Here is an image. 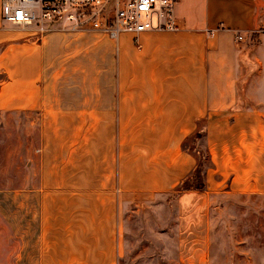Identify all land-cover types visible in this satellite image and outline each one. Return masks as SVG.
Instances as JSON below:
<instances>
[{
  "label": "crops",
  "instance_id": "obj_1",
  "mask_svg": "<svg viewBox=\"0 0 264 264\" xmlns=\"http://www.w3.org/2000/svg\"><path fill=\"white\" fill-rule=\"evenodd\" d=\"M174 15L175 31L115 40L35 39L0 20V114L37 125L35 167L8 191V214L0 201V264H116L119 205L176 190L201 121L206 188L181 191L178 213L206 214L208 192L264 194V40L247 39L264 0H179Z\"/></svg>",
  "mask_w": 264,
  "mask_h": 264
},
{
  "label": "rangeland",
  "instance_id": "obj_2",
  "mask_svg": "<svg viewBox=\"0 0 264 264\" xmlns=\"http://www.w3.org/2000/svg\"><path fill=\"white\" fill-rule=\"evenodd\" d=\"M259 34L264 40L262 29ZM77 47L73 54L81 52ZM60 61L62 65L65 59ZM36 144L33 115L0 114V207L6 214L10 208L8 191L23 188L26 167H35ZM199 144L197 150L204 156L203 142ZM179 193L175 190L119 205L116 264H264V194L208 192L206 214L194 213L190 223L191 218L178 213ZM19 201L18 211L23 212V196H18ZM7 224L8 220L0 219V227ZM9 239L0 234V248Z\"/></svg>",
  "mask_w": 264,
  "mask_h": 264
},
{
  "label": "built area",
  "instance_id": "obj_3",
  "mask_svg": "<svg viewBox=\"0 0 264 264\" xmlns=\"http://www.w3.org/2000/svg\"><path fill=\"white\" fill-rule=\"evenodd\" d=\"M179 0H0V20L40 39L50 32L120 33L178 29ZM264 32V21L262 26ZM239 41L241 37L236 35Z\"/></svg>",
  "mask_w": 264,
  "mask_h": 264
},
{
  "label": "trees",
  "instance_id": "obj_4",
  "mask_svg": "<svg viewBox=\"0 0 264 264\" xmlns=\"http://www.w3.org/2000/svg\"><path fill=\"white\" fill-rule=\"evenodd\" d=\"M259 35V31L256 33H249L247 35L248 42H259ZM203 137L204 121H201L197 123L194 132L184 139L183 146L194 156L195 166L189 175L175 188L177 192L184 190H200L206 188L204 182V172L210 163L208 153L205 146L204 156L199 150H197L196 147V144L200 146V141L203 142Z\"/></svg>",
  "mask_w": 264,
  "mask_h": 264
}]
</instances>
